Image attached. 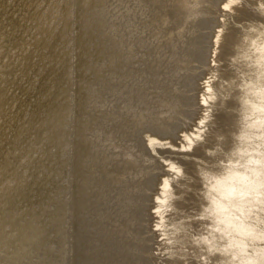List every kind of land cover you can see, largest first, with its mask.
Returning <instances> with one entry per match:
<instances>
[{
	"label": "rangeland",
	"instance_id": "obj_1",
	"mask_svg": "<svg viewBox=\"0 0 264 264\" xmlns=\"http://www.w3.org/2000/svg\"><path fill=\"white\" fill-rule=\"evenodd\" d=\"M6 1H7V3H6L4 8H8L10 10L8 12L14 14L15 15L14 17L17 18V20H19V19L23 20V18H25L27 16L21 7L18 9H16L14 7L15 5L8 7L7 4L10 1L9 0H6ZM202 1H204L205 5H208L211 7L209 14H205L203 16H197V17H195V14H191L189 16V18L192 19L194 22L192 21V22H189L190 24L189 23L186 24L185 30L182 31L184 33L181 36H179L180 40H179V37H173L172 38L173 34L171 36V39H169L168 37L167 38L163 37V36L160 37V35H159L162 32L169 30L168 26L173 27L179 20L185 19V14H182L176 21H173L170 24L163 23L162 21H164L165 19H161V20L157 21L156 20L157 15L163 11V9L161 7H163V5H164V0H78L79 6L83 5L84 3L92 4L91 9H93V10L91 11L90 8L88 9V10H90L89 14L91 16L94 14L92 17V20L90 19L91 17L89 14H87V15L83 14V15H85L87 17L89 15L90 18L88 17V19H87V17H83V15H81L82 18L79 19L80 16L78 15V17H77L76 13L73 12V14H71L72 16L67 17L69 24H66V25H69L70 27L72 26L71 28H74V26H77L78 29L75 27L77 29V31L79 29L83 30L82 34L80 31H78L76 34V38L78 37V34H79V36L82 35L84 37L83 38L81 36L83 38V40L81 39V37H78L80 39H78V38L76 39L75 33H73V32H72V35H70V33L68 34L67 30L69 27L65 26L66 22H64V25H63L66 29L64 27H62L61 24H63V23H61L60 25L57 24V27H56L57 29H55V32L52 35H48L49 37H47L44 41H42V40L37 39L39 37L38 35L33 36V34L28 35L27 33H25L26 31L28 33H31L32 27H30V29H29V27L25 28V30L26 29L27 30L24 32L23 28H20V30H19V28L16 26V22H17L16 20H14L13 21L14 23L12 24V23H8L6 21L1 22V18H0V29H2V30H0V32H2V33H0V42H1V44L3 43L2 44L3 46L0 44V62H1L0 63V68H1L0 69V72H1L0 75L3 74L2 76H0V82H1L0 83V89L2 90V91L0 90V93L1 92L4 93V94H2V93L0 94V99H1L0 100V113H1L0 114V117H1L0 118V122H1V125H0V135H1L0 136V142H2V143H0V193L2 195V196H0V201L2 203V204H0V215H1L0 216V218H1L0 219V249H1L0 250V262H2L1 264H8V263L9 264H16L18 262H19L18 264H183V262L180 259H169L168 258L170 255H172L173 249H170L169 246H167L166 241L162 240L161 236L164 235L167 238H172L174 229L184 227V225L180 224L179 221L182 218L186 217L187 215H190L191 210H194L197 208L199 202H198L196 194H195V187H199V185L198 184L192 185L193 191L190 192L188 190L189 179L187 177L181 178L179 172L176 170H172L168 163L171 164V162H172V164L173 163L176 164L178 162L179 164H182L185 166V167L183 166V168H184V170H186L187 175L195 176V168L200 163V161H198L197 159H207V157L205 156V151H204L205 148L213 147L216 144V142H217L216 138L220 133H224L225 136H228V134L232 131L234 118L231 115V107L234 106L233 102L231 100L228 101V103H227L228 108H222L221 104L219 102H214V101L210 100L209 97L214 96V95H220V94H229L232 91V85L230 83H226V82L229 80V78L232 75V73L230 71H227V67H228L227 60H228V57H230L233 54V45L238 42L240 35L245 31V29H247L251 26H256L257 28L264 27V25H261L259 23V21H264V6L258 5V0H239L241 2V5H242L241 6L242 9H240L241 10L240 12L247 10L246 12L240 13V15L238 13L239 11L234 12L231 10H224V9L222 10L221 4H222L223 0H207V1L202 0ZM60 2H61V7L59 8V11L61 13H64L66 10H69L68 0H60ZM153 2H155V4L157 5V6L154 5L155 8L153 7L154 10L157 8L156 9L157 11H154V10L152 11L153 8H151V10H150V8L149 9L144 8L145 10L143 9V6L145 4L153 3ZM36 5L37 4L35 3L34 6H36ZM147 6H151V4L146 5V7ZM159 6H161V7H159ZM12 8H13V10H15V9L16 10L13 11ZM159 8H161L160 9L161 11L159 10ZM0 10H1V8H0ZM98 10H99L100 14H99ZM42 12H44L46 16L48 15V13L46 11L42 10ZM91 12H92V14H91ZM174 12L179 14L177 9H175L173 7L172 14ZM44 13H42L41 15H44ZM97 13H98V15H97ZM148 13H149V16L146 17L144 20H141L142 15H145V14L148 15ZM210 15H212L211 16L212 18H215V21H216L215 25H218V28L223 30V35L225 32L224 36L229 38V42H227L228 41L227 40L226 44H224V46L222 47L221 53L219 54V58L217 61L211 62L210 61L211 55H210L207 63L200 64L201 66L204 67V69L198 63H197V65H199V66L196 65V67H195L197 69V71L200 70L201 77H199L198 88L193 87L195 90L196 89L197 90L196 91L194 90L193 92H196L197 98H200L202 100V102H200L198 100V105H196L194 103L196 106H198V107H195V109L198 108V109H196L195 117L193 116V118H191L190 120L186 119L185 123L183 124L184 128L182 126V128L180 129L181 131L179 133V137H177L178 139L171 140V138L174 137L172 135L171 131L168 132L167 137H165V138L160 137V135H161L160 133L165 131L164 127L166 128V125L169 124L170 121H166V125L164 122H162L161 124L152 125V126L150 124L148 125V122H146L147 117H149L148 118L149 121L150 120L152 121L153 120L152 118L155 117V115L162 117V115L164 116V114L166 112L165 110H162V111L158 110L159 112L158 111L154 112L155 105L157 102L154 103L155 97L154 98L151 97L152 100L149 97L153 93H157V95H159V94L161 95L163 93L167 94V93H171V92L175 93V94L171 93L173 95V97H175L176 89H177L176 88L177 81H176V78L174 75L175 73H172L173 71L170 72L169 69H170V67L171 68L173 67L175 69L177 68L176 70H179V71H176V74H177L176 77L181 78V75H182L181 73L183 71V68L185 67L184 65L186 63L185 61L187 58V56H185L187 54L182 53V51H183L182 49H184V47H187L190 43H194V40L192 37L193 35H191V33L189 31H188V33L190 36L186 35V34H188L186 32V29L192 28V26H193L192 23L195 24L200 20L202 21V19H204V17H209ZM94 16H96V18ZM191 16H192V18H191ZM251 16H252V18H251ZM82 19H84V21H87L86 23L88 25L90 24L89 27H87L88 25L86 23H85L86 25H84L82 23L83 24L82 27L79 26V25H81L80 21L84 22ZM171 19H173V17ZM90 21H92V22H90ZM203 21L205 22V20H203ZM76 22H78L79 24L77 23L78 25H76ZM14 24L17 28H13ZM95 25H96V28H95ZM1 26H2V28H1ZM85 26L87 27L86 29H85ZM176 27H177V25H176ZM59 28H60V30H59ZM12 29H16L17 31L20 32V34L17 35L18 39H16V41L13 40V42H9L6 39V35L4 36V34L9 33ZM7 30H9V32ZM214 30H215V28H214ZM63 31H64V33H63ZM86 31H87V33H86ZM56 32H58V33H56ZM144 32H146L147 34ZM150 33L152 35H150ZM57 34H59V35H57ZM69 35H70V37H69ZM72 36H74V37H72ZM156 36H157V38H155ZM188 37H190L189 40H188ZM40 38H43V37H40ZM69 38H70V40H72L71 42H70V40H68ZM73 38H74V40H73ZM176 38H178V39H176ZM184 38L185 39L187 38V39L185 40ZM58 39H60L61 42L64 43L66 46L69 44L70 48L68 46H67L68 48L65 46V47H63L65 49H62V51H65L66 53L61 51V47H58V49H56L55 55H53L51 58L48 57V55L44 56V54H42V55L39 54L40 51L37 49L39 47V46L37 47V45H38L37 43H40L43 45H48V48H49L50 45L57 44ZM64 39L66 40V42L64 41ZM167 39L170 41H168ZM172 39H175V40H172ZM24 40H26L28 42H26V41L24 42ZM90 40H92V42ZM191 40H193V42ZM94 41H96L95 44L93 43ZM147 41L149 42L148 44H150V45L147 44ZM152 41H154V42H152ZM167 41H168V43H167ZM7 42L9 44H6ZM89 42L93 43V44H90ZM128 42L130 43V45ZM143 42L144 43L146 42V44H144ZM155 42H156V44H155ZM14 43H15V46H14ZM29 43H30V45H29ZM79 44L82 46H79ZM125 44L126 45L128 44V46H126ZM177 44L178 45L180 44V45L178 46ZM186 44H188V45H186ZM27 45L30 46L31 48L30 47L26 48ZM83 45L84 46L86 45L87 47H83ZM95 45H96V47H94ZM175 45H176V49L174 48ZM5 46L8 47L7 50H6ZM78 46L80 49L79 51H81L82 53L78 51ZM180 46H182L181 47L182 49L179 48ZM88 47H90V48H88ZM125 47H126V49H125ZM59 48H60V50H59ZM121 48L123 49L122 51H121ZM145 48H146V50H145ZM102 49H104V50H102ZM57 50H58V52H57ZM67 50L70 51V52L69 51L68 52L70 53V55L72 57L69 55ZM170 50H171V52H170ZM8 51L9 52L11 51V53L13 51L14 55L11 53L8 54L7 53ZM76 51H78V54ZM159 51H162V52H159ZM1 52H3V53H1ZM83 52L85 55L87 54V56H85L83 54ZM90 52H92L91 57L89 56V55H91ZM131 52L133 54H131ZM63 53H65L66 55ZM159 53H160V55H159ZM172 53L175 55H173ZM177 53H179L178 54L179 56L177 55ZM15 54H17L18 56H15ZM26 54H28V55H26ZM67 54H68V56H67ZM81 54H83V56ZM151 55H153V56H151ZM55 56L57 57V59ZM146 56H147V58H146ZM184 56H185V58H183ZM69 57H70V59L67 60V58H69ZM82 57L83 58L86 57L85 60H83ZM130 57H132V59ZM169 57H174L175 59H173V58L171 59ZM29 58H31V59H29ZM63 58L66 59L67 61L64 60ZM180 58H182V59H180ZM6 59L8 61L9 60L10 61L6 62ZM72 59H74L73 61L75 62L76 65L72 64V63H74L73 61L71 62ZM75 59H76V61H75ZM27 60H29L30 62ZM101 60L103 62H101ZM121 60H123L124 62ZM131 60H132V62H130ZM23 61L24 62L27 61V62H25L24 66L19 65V68L21 67L20 68L21 71H22V69H24L25 70V71L23 70L24 73H23V71L21 72L17 66L19 62L22 63ZM56 61H57V64H56ZM85 61H87V63H85ZM133 61H134V63H133ZM177 61H181L184 65L182 64L181 65L182 67L181 66L174 67ZM122 62L124 63V65ZM156 62L158 64H156ZM168 62H169V64H168ZM7 63L12 68V69H10V67H9L8 71H6V69H5V67H7V65H8ZM4 64H7V65H4ZM71 64H72V66H70ZM89 64H90L91 68L94 67V69L92 68L94 71L88 66ZM100 64H101V67H100ZM118 64H120L121 67ZM29 65H31V66H29ZM46 65H47V67L50 66L52 69L50 70V67L47 68ZM57 65H58V67H57ZM59 65L61 67L64 66L63 69H61V67ZM79 66H80L81 70L77 69V68H79ZM132 66H134V67H132ZM156 66H158V67H156ZM65 67L70 68V69H68V72H67V69ZM84 67H86V70ZM99 67L101 68V70ZM151 67H152V69H151ZM178 67H180V68H178ZM120 68H121V70H120ZM123 68H124V70H123ZM167 68H168V71H165ZM2 69H4V71H2ZM149 69H150V71H149ZM153 69L154 70L157 69L156 73L158 76L154 74ZM158 69H160V70H158ZM16 70H18V71H16ZM44 70L46 72H44ZM48 70H50V71H48ZM138 70H140L141 72ZM37 71H38V73H37ZM55 71H57L58 73H56ZM90 71L91 72L93 71L92 74H94V75H91ZM52 72L54 73V75H51V76L49 75L50 77L48 75L46 76V74H50ZM62 72H64L63 74H67V75L63 76ZM88 72H90V73L88 74ZM162 72L163 73L167 72V73L163 74ZM26 73H28V74L26 75ZM75 73H76V75H75ZM118 73H119V75H118ZM217 73L220 74V77H222V79L215 80V82H214L213 77ZM16 74H18V75H16ZM34 74H35V76H34ZM142 74H144V75H142ZM179 74H180V76H179ZM61 75H62V77L65 78V79L63 78L64 81L59 79V78H62ZM72 75H73V77H72ZM81 75H82L83 80L80 77ZM89 75H91L90 78H89ZM101 75H102V77L99 78ZM112 75H113V78H112ZM168 75H170V76H168ZM3 76H4V78H3ZM83 76L86 78L84 79ZM134 76H137V77L134 78ZM51 77L53 80L49 79ZM54 77L56 78V80H54L55 79ZM24 78H25V80H24ZM37 78H39V79H37ZM57 78H58V81H60V82L57 81ZM76 78H78L79 80H77ZM146 78H147V80H146ZM167 78H168V81H166ZM172 78H174V80ZM48 79L51 80L52 82L50 83V81ZM108 79H113V80L108 81ZM160 79H161V81H160ZM14 80L16 81V83ZM65 80H68L69 82L68 81L66 82ZM156 80H158V81H156ZM20 81H22V83H20ZM97 81H98V83H97ZM100 81H101V83H100ZM136 81H137V83H136ZM207 81H209V83H215V84H212V86L210 87L211 89H213L212 91H207V89H209L208 87H205L207 85L206 84ZM41 82H42V84H41ZM43 82L45 84H47V82H48V84L45 85ZM62 82H63V85H61ZM81 82H83V83H81ZM84 82H85V84H84ZM112 82H114V83H112ZM139 82H140V84H139ZM141 82H142V84H141ZM149 82H151L153 85ZM156 82H159V83H156ZM168 82L171 84L169 85V87H166V88H168V89H166L165 88L166 85H164V84H166ZM53 83L55 85H53ZM68 83H70V87H69ZM74 83H76V84H74ZM144 83H146L145 87H143ZM154 83H156V84L154 85ZM23 84H24V86H22ZM73 84L75 86L72 87ZM98 84H100L101 86H99ZM103 84H106L105 85L106 87ZM124 84H125V86H124ZM3 85H5V86H3ZM148 85H150V86H148ZM29 86H30V88H28ZM62 86H64V87H62ZM65 86H66V88H65ZM102 86H103V88H101ZM135 86H136V88H135ZM154 86H157L156 89ZM24 87H25V90H24ZM37 87L39 89H37ZM45 87H47V89H45ZM85 87H87V88H85ZM94 87H95V89H94ZM159 87H160V89H159ZM52 88H54L53 90H56V88H57L58 91L54 92L52 90ZM76 88L79 90H77ZM145 88H147L148 92H147V90L145 91ZM174 88H175V90H174ZM29 89H31V90L29 91ZM33 89H36V90L34 91ZM48 89H50V90H48ZM61 89H64V91ZM81 89H83V90H81ZM97 89H99V90H97ZM114 89H116V90H114ZM22 90H24L25 93ZM26 90L28 92H30V94H32L33 92L34 93L32 95H30V94H28V92ZM40 90H42V91H40ZM101 90H104V91H101ZM137 90H138V92H140L141 90L142 91L140 93H137ZM154 90L157 92H155ZM164 90L166 92H164ZM71 91H74V92L71 93ZM77 91H79V93L82 94V96L79 95V93ZM97 91H100V92L97 93ZM114 91L118 92V93H115ZM46 92H49V93H46ZM60 92H64V93L66 92V94H68L69 97H72L73 100H72V98H69L68 95H64V93H61V98H60V96H59ZM90 92L91 93L93 92V94H91ZM21 93L23 95H21ZM37 93H38L39 97L36 95ZM56 93H58V94H56ZM143 93H146V94L148 93L149 95L147 94L146 96H143ZM17 94L19 97L17 96ZM54 94H56V95H54ZM73 94L76 97L72 96ZM9 95L10 96L14 95L15 98H13L14 96L10 97ZM40 95H42V96H40ZM49 95L51 96V98L49 97ZM77 95L79 96L80 100H77V99H79L77 97ZM84 96H85V98H83ZM86 96H87V98H86ZM94 96H95V98H94ZM109 96H111L110 99L108 98ZM125 96H126V99H125ZM112 97H113V99H112ZM16 98H17V100H15ZM20 98L23 100L21 101ZM31 98H33V101L31 100ZM48 98H49V100H48ZM97 98H99V99H97ZM147 98H148V100H147ZM45 99H46V101H45ZM111 99H112V101H111ZM138 99L140 101L142 100L141 103L139 102ZM37 100H39V101H37ZM136 100H138V102ZM6 101L8 103L9 102L10 103L8 104ZM66 101H67V103H66ZM74 101H75V105H74ZM81 101H84V102L82 103ZM71 102H73V104ZM76 102H77V104H76ZM2 103H4V104H2ZM22 103H25V104H22ZM26 103H29V104H26ZM44 103H46V104H44ZM47 103H49V104H47ZM78 103L81 105H79ZM65 104L67 106H64ZM144 104H145V106L147 105L146 108H144L145 107ZM194 104H193V106H195ZM1 105L4 107H2ZM20 105H23V107H21ZM62 105H63V107H62ZM7 107L9 110L7 109ZM17 107H18V109H16ZM36 107L38 109L40 108L41 111H38V109ZM70 107H72V108H70ZM35 108H36V110H35ZM42 108H44V109H42ZM78 108H79V110H78ZM4 109H5V111H4ZM7 110L11 113H9ZM19 110H20V113L18 112ZM33 110L35 113H37L36 114L37 116L34 115L35 113L33 112ZM60 110L63 112H61ZM121 110H124L126 112V114H124L125 113L124 111L121 112ZM65 111L67 112V114L64 115ZM145 111H147L146 114L144 113ZM79 112H80V114H79ZM116 112H118V113H116ZM128 112H129V114H127ZM141 112L143 114H141ZM206 112L208 113L207 116H205ZM21 113H22V115H21ZM58 113H60V114L63 113V114L60 115ZM153 113H155L154 116H153ZM55 114L56 115L58 114L57 116L59 118H57V116ZM68 114H69V116H67ZM71 114H72V116H71ZM166 114L169 116V114L167 112H166ZM7 115H9V116L7 117ZM150 115H152V116H150ZM33 116H35V117L33 118ZM141 116L142 117L144 116V117L142 118ZM15 117H18V118H15ZM30 117H32V118L29 119ZM50 117L52 120H50ZM136 117L141 118V119L138 120ZM64 118H66L65 121H63ZM125 118H126V120H124ZM18 119H20V120H18ZM48 119H49V121H47ZM60 119H62V120H60ZM67 119H70V120L67 121ZM84 119H86V120H84ZM127 119L128 120L130 119V120L128 121ZM133 119L135 120V122ZM33 120H36V122L35 121L33 122ZM58 120L61 122L59 123ZM26 121H28L29 124ZM52 121H54V122H52ZM201 121H204V123L202 124ZM21 122H24V123L21 124ZM49 122H50L51 126L48 124ZM143 122H146L147 124H145ZM17 123H18V125L16 126ZM52 123H54V124H52ZM62 123L64 124V127L62 126ZM72 123H74V124H72ZM81 123L82 124L84 123V124L82 125ZM140 123H141V125H139ZM36 124H38L39 126L38 125L36 126ZM43 125L46 127H44ZM103 125L107 126V127H104ZM20 126H22V127H20ZM25 126H27V127H25ZM65 126L67 128L66 130H65ZM5 127H6V129H4ZM23 127L25 128V130L23 129ZM109 127H110V129H109ZM123 127L126 128V130ZM158 127H160V128H158ZM13 128L15 131L17 130L18 132L13 131ZM47 128H48V131H46ZM106 128L109 130H106ZM153 128H155V129H153ZM50 129L53 131V133H55V135H53V133ZM72 129H74V130H72ZM26 131L28 133H25ZM58 131H60V132H58ZM111 131H113V132H111ZM119 131H120V133H119ZM158 131H160V132H158ZM62 132H64V133H62ZM153 132H155V134H153ZM29 133H30V135H29ZM114 133H116V134H114ZM121 133H122V135H120ZM26 134H28V135H26ZM151 134H153V135H151ZM102 135H104V136H102ZM109 135H111V136H109ZM116 135H117V137H115L116 139H113L114 136H116ZM27 136H28V138H27ZM197 136L204 137L205 142L199 144L200 146H197L196 148H194L191 153L184 151V149L187 147V143H188L187 140L188 141L192 140L195 142ZM5 137H7V138H5ZM30 138H32V139H30ZM52 138H53V140H52ZM118 138H119V140H118ZM11 139H12V141H11ZM27 139L31 140L32 142L27 140ZM61 139H62V141H60ZM143 139H145V140H143ZM17 140L19 141V143H17L18 142ZM26 141H28V142H26ZM123 141H125V142H123ZM20 142H22V143H20ZM59 142H60V144H59ZM141 142H144V143L142 144ZM54 143H56V145ZM111 143H112V145H111ZM184 143H186V145ZM23 144L26 146H24ZM113 144H114V146H113ZM14 145H16V146H14ZM34 145H35V147H34ZM53 145H55V146H53ZM201 145L203 147H201ZM32 146L34 148L41 147V149H37V150L35 149L34 150V148ZM64 146H65V148H64ZM25 147H27V149ZM44 147H46V148H44ZM13 149H15V150H13ZM16 149H18V150H16ZM81 149H82V152H81ZM145 149H148L149 151L145 150ZM22 150H23V152H22ZM144 150L146 153L144 152ZM2 151H4V153ZM14 151H16V153H14ZM76 151L79 153H77ZM75 152H76V154H75ZM31 153H33V154H31ZM37 153H39V154H37ZM40 153H41V156H40ZM110 153H111V157H110ZM121 153H122V155H121ZM29 154H31V155H29ZM34 154H35V156H34ZM26 155H28V156H26ZM133 155H134V157H133ZM17 156H18V158H17ZM37 156H39L42 159L39 158V160H38ZM50 156H51V158H50ZM121 156H123L124 158ZM105 157H106V159H105ZM118 157L123 159V160H120ZM114 158H116V161L114 160ZM2 159H4V162H2L3 161ZM12 159H14V160H12ZM23 159H24L25 163H24ZM46 159L48 162H46ZM102 159H104V161ZM108 159H109V161H108ZM1 162L3 164H1ZM122 162L123 163L129 162L128 164H130V167L129 166L126 167V170H128V171L125 170V167H123V166L121 167ZM42 163H43V165H42ZM145 163H146V165L147 164L148 165L149 164L154 165L155 169L158 170L160 176H158V182L156 183L157 185L155 184L156 185L155 187L152 185V189L149 190V196L144 198L145 206H141L137 202L140 198V194H139V191H137L136 189L139 190L141 187H144L145 183H147L146 180L149 176L145 175L146 177L144 179L143 176L137 175V174L135 175V173H137V169H138V168L136 169V167L138 165H140V166L142 165L141 167L144 168L143 164H145ZM44 164L47 166H45ZM11 165H12V167H11ZM24 166H25V168H24ZM110 166H113L114 169H112V167H110ZM23 168H24V170H27V171H24ZM107 168H109V169H107ZM103 170H105L106 172H104ZM120 170H122V171H120ZM17 171H19V172H17ZM132 171H134V172H132ZM117 172H118V174H117ZM119 172H121V173L119 174ZM155 172L158 173L157 171H155ZM15 174H20L22 179H21L20 175H15ZM106 174H108V175H106ZM76 175H77V177H76ZM9 176H11L10 177L11 180H10ZM8 178H9V180H8ZM75 178H76V180H75ZM19 179H20V182L18 183ZM53 180H55V182ZM110 180H111V182L109 183ZM167 180L172 185L171 190H173L175 195L183 197V200H177L176 201V208L183 210V213H179V214L173 213L174 215L171 214V215H169L170 217L167 215L168 216V218H167L165 213L162 214V212H160L159 216L164 215V223L161 224L160 219L157 216L158 214L154 213L153 209L163 210V209L169 207V206L166 207L165 205H162V206H160L162 208L161 209V208H158V206H157V204L159 203V200H161L163 198V196L166 195V187H163L161 190V187H162L161 185H162V183L166 184L165 181H167ZM117 181H119L118 184H116ZM143 181H145V182H143ZM76 182L78 183V185ZM134 182L136 185L134 184ZM152 182L153 181H150L149 186H151ZM112 183L115 185V188H114V185H112ZM139 185H141V186H139ZM109 186L110 187L112 186V187L110 188ZM123 186H124V188H123ZM112 188H113V190H111ZM134 188L137 192H135ZM127 190L131 191V192L128 193ZM3 191L6 193H3ZM7 192H8V194H7ZM3 194L5 197L7 196L6 198L8 200L3 197ZM15 195H16V197H15ZM34 195H35V197H34ZM122 195L124 196V198ZM131 195L133 196L132 199H130ZM13 196H14V198H13ZM20 196H22V198H20ZM136 197L138 198V200L136 199ZM126 198H127V200L128 199L129 200L127 201ZM17 200H18V202L16 203ZM19 200H20V202H19ZM10 201H12V202L10 203ZM14 201H15V204L13 203ZM121 201H123V202H121ZM123 203H125V204H123ZM8 204H14V207H13V205H8ZM137 204H139V207H137ZM167 204L170 205V202L166 203V205ZM125 205H126V207H125ZM122 206H124V207H122ZM5 207H6V209H5ZM91 207L93 208L94 211L92 210ZM54 208H55V210H53ZM78 208H79V210H76ZM114 208H115V213L109 214V213L114 212L112 210ZM125 208H126V210H125ZM136 212H137V216L135 215ZM130 213H132V214H130ZM139 215L140 216L141 215H146V216L149 215L151 218L149 216H147V218L145 220H142L144 225L137 222V225L141 224L140 226L142 228L139 226V227H135L136 229L133 230L134 227H131L133 218H135V217L138 218ZM151 215H153L154 217ZM155 215H156V217H155ZM70 216H72L71 219L69 218ZM129 217H130V219H129ZM165 217H166V219H165ZM14 218H16V219H14ZM127 218L131 222H128ZM156 218L158 220H156ZM124 221H126V224ZM117 222H118V224H117ZM120 222H121L122 227L119 226ZM94 224H95V226H94ZM138 228H140V230ZM20 232L24 233V234L22 235ZM40 233H42V234H40ZM144 234L146 236H144ZM12 235H14V236L12 237ZM33 235H34V237H33ZM41 235H42V237H41ZM135 235H139V238H140L139 240L145 242V244L143 245V246H145V248L141 254H139V252L136 250L139 249L140 247H142V246H140V244L142 242L140 243V241H138V240L133 241V238L135 239ZM94 236H96V237H94ZM35 237H37V238H35ZM144 237H145V239H144ZM32 238H33V240H32ZM17 241H19V242H17ZM138 242H139V244H138ZM5 243L7 246L5 245ZM28 245L30 246V248L28 247ZM2 246H3V248H1ZM24 247H26V248H24ZM23 248H24V250H23ZM26 250H27V252H26ZM175 254L177 256H179V255H183L184 253H183L182 249H179V250H175ZM10 256H13V257H10ZM18 258H19V261H18ZM25 258H27V259H25ZM4 260H5V262L3 263Z\"/></svg>",
	"mask_w": 264,
	"mask_h": 264
},
{
	"label": "clouds",
	"instance_id": "obj_2",
	"mask_svg": "<svg viewBox=\"0 0 264 264\" xmlns=\"http://www.w3.org/2000/svg\"><path fill=\"white\" fill-rule=\"evenodd\" d=\"M258 5L264 6V0ZM227 65L232 75L226 83L232 91L209 99L222 108L233 102L232 131L228 136L220 133L216 144L205 148L207 159H197L195 176L178 166L180 177L189 179L190 192L192 185H199L195 187L199 203L179 221L184 227L174 229L172 238L161 236L173 249L168 258L183 264H264V27L245 29ZM218 79L219 73L213 77ZM204 142L197 136L184 151L191 153ZM177 200L183 197L173 194L170 207L153 212L183 213L176 208ZM158 218L163 224L164 216ZM179 249L184 254L177 256Z\"/></svg>",
	"mask_w": 264,
	"mask_h": 264
},
{
	"label": "bare ground",
	"instance_id": "obj_3",
	"mask_svg": "<svg viewBox=\"0 0 264 264\" xmlns=\"http://www.w3.org/2000/svg\"><path fill=\"white\" fill-rule=\"evenodd\" d=\"M10 2L7 4L8 5V7H11V6H13V5H15L14 7L16 8V9H18V8H22L23 9V11H24V13L27 15L25 18H23V20L22 19H19V20H17V18H15L14 16V14H12V13H9L8 11H10L8 8H4L5 7V5H6V3H7V1L6 0H0V8H1V10H0V18H1V22H3V21H6V22H8V23H14L13 21L14 20H16L17 22H16V26L19 28V30H20V28H23L24 29V32L27 30H25V28H27V27H29V29H30V27H32V32L31 33H28L27 31L25 32V33H27L28 35H32L33 34V36L35 35H38L39 37L37 38L38 40H42V41H44L47 37H49L48 35H52L54 32H55V29H57L56 27H57V24H61V23H63V24H61L62 25V27H64L63 25H64V22H66L65 23V26H67V27H69L68 28V34L70 33V35H72V32L73 33H75V38H76V34H77V32L78 31H80L81 32V34H82V32H83V30H78L77 31V26H74V28H71L69 25H66V24H69V21H68V19H67V17H69V16H72L71 14H73V12L74 13H76V15H77V17H78V15L80 16L79 17V19L80 18H82L81 17V15H83V14H89V12H90V10L92 11L93 9H91V5L92 4H88V3H84L83 5H81V6H79V2H78V0H68V4H69V10H66L64 13H61L60 11H59V8L61 7V2H60V0H9ZM207 1V0H206ZM35 3L37 4L36 6H34L35 5ZM25 4V5H24ZM149 4H151V6H147L146 7V5H149ZM160 4V3H159ZM158 4V5H159ZM154 5H156L155 4V2H153V3H148V4H145L144 6H143V9L145 8H150V10H151V8H153L154 7ZM157 6V5H156ZM241 2L239 1V0H223L222 1V4H221V9L223 10H231V11H234V12H236V11H239L238 13H239V15H240V13H243V12H246V11H243V12H240L241 10L240 9H242L241 8ZM94 7V6H93ZM159 7H161V6H159ZM173 7L175 8V9H177V11L179 12V14L178 13H173L172 14V9H173ZM90 8V10H88ZM155 8V7H154ZM154 8L152 9V11L154 10ZM162 9H163V11L160 13V14H158L157 15V17H156V20L158 21V20H161V19H165L164 21H162L163 23H166V24H170L171 22H173V21H176L182 14H185V19H181V20H179L173 27H169L168 26V28H169V30H166V31H164V32H162L161 34H159L160 35V37H168L169 39H171V36H172V34H173V36H172V38L173 37H179V36H181L184 32H182V31H184L185 30V26H186V24H188L189 22H192L193 20L192 19H190L189 18V16L191 15V14H195V17H197V16H203V15H205V14H209V12H210V9H211V7L210 6H208V5H205V3H204V1H202V0H164V5H163V7H161ZM161 8H159V10L161 9ZM244 8V7H243ZM15 9V10H16ZM144 9V10H145ZM157 9V8H156ZM154 10V11H157V10ZM245 9V8H244ZM12 10H13V8H12ZM15 10H13V11H15ZM42 10H44V11H46L47 13H48V15L46 16L45 15V13L44 12H42ZM161 11V10H160ZM88 12V13H87ZM98 12H99V10H98ZM42 13H44V15H41ZM91 14H92V12H91ZM96 14V13H95ZM99 14H100V12H99ZM247 14V13H246ZM90 15V14H89ZM89 15H88V17H89ZM94 15V14H93ZM93 15L91 16L90 15V19L92 20V17H93ZM97 15H98V13H97ZM149 16V13H148V15L147 14H145V15H142V17H141V20H144L146 17H148ZM173 17V19H171L172 17ZM212 15H210L209 17H204V19H202V21L200 22V21H198L197 23H195V24H193L192 23V28H190V29H186V32L188 33V31L191 33V35H193L192 37H193V40H194V43H190L189 45L188 44H186V45H188L187 47H184V49H182L181 47L182 46H180L179 48H181L183 51H182V53H184V54H187V55H185V56H187V58H186V63H185V65L181 62V61H177L176 62V64H175V66L174 67H176V66H181L182 64L185 66L184 68H183V71H182V75H181V78L180 77H176L177 76V74H176V71H179V70H176L175 68H171L170 67V69H169V71L170 72H172V73H175L174 75H175V78H176V81H177V85H176V95H175V97H173V95L171 94V93H173V92H171V93H163V94H159V95H157V93H153L152 95H150V99H151V97L152 98H154V103L155 102H157L156 103V105H155V110H154V112L155 111H158V110H165L168 114H169V116L166 114V112H165V114H164V116L162 115V117L161 116H157V115H155V113H153V116L155 115V117H153L152 119V121L150 120L149 121V117H147V119H146V122H148V125L150 124L151 126L152 125H157V124H161L162 122H164L165 123V125H166V121H170L169 122V124H167L166 125V128L164 127V130L165 131H163V132H161L160 134V137H163V138H165V137H167V135H168V132H170L171 131V133H172V135L174 136V137H172L171 138V140H175V139H178L177 137H179V133H180V129L182 128V126H183V124L185 123V121H186V119H191V118H193V116L195 117V113H196V109H198V108H196L195 109V107H198V106H196V105H198V100L200 101V102H202V100L200 99V98H197V96H196V92H193L195 89L193 88V87H195V88H198V83H199V77H201V73H200V70L199 71H197V69L195 68L196 67V65H197V63L200 65V64H204V63H207L208 62V58L210 57V55H211V58H210V61L211 62H215V61H217L218 60V58H219V54L221 53V50H222V47L224 46V44H226V41L227 42H229V38L228 37H225L224 35H225V32H224V35H223V30L222 29H219L218 28V25H215V18H212L211 17ZM237 16V15H236ZM247 16V15H246ZM83 17H87V16H85V15H83ZM88 17H87V19H88ZM95 18H96V16H94ZM171 17V18H170ZM214 17V16H213ZM71 18V17H70ZM191 18H192V16H191ZM251 18H252V16H251ZM67 19V20H66ZM246 19V18H245ZM66 20V21H65ZM76 20V19H75ZM83 21H84V19H82ZM203 20H205V22L203 21ZM89 21V20H88ZM68 22V23H67ZM75 22V21H74ZM81 22V25H79V26H81L82 27V25L84 24V25H86L87 23V21H84V22H82V21H80ZM90 22H92V21H90ZM194 22V21H193ZM78 22H76V25H78L77 24ZM83 23V24H82ZM86 23V24H85ZM89 23V22H88ZM71 24V23H70ZM190 24V23H189ZM214 24V25H213ZM218 24V23H217ZM33 25V26H32ZM58 25V26H59ZM88 25V24H87ZM90 25V24H89ZM89 25L87 26V27H89ZM93 25V24H92ZM176 25H177V27H176ZM10 26V25H9ZM15 26V24H14V26H13V28H17ZM78 26V27H79ZM213 26V27H212ZM5 27V26H4ZM84 27V26H83ZM86 26H85V29L87 28ZM176 27V28H175ZM191 27V26H190ZM212 27V28H211ZM1 28H2V26H1ZM65 28V27H64ZM80 28V27H79ZM95 28H96V25H95ZM173 28V29H172ZM178 28V29H177ZM214 28H215V30H214ZM22 29V30H23ZM66 29V28H65ZM84 29V30H85ZM0 30H2V29H0ZM5 30V29H4ZM59 30H60V28H59ZM70 30V31H69ZM146 30V29H145ZM8 32H9V30H7ZM66 31V32H67ZM216 31V32H215ZM23 32V33H24ZM62 32V31H61ZM65 32V33H66ZM85 32V31H84ZM155 32V31H154ZM0 33H2V32H0ZM56 33H58V32H56ZM55 33V34H56ZM63 33H64V31H63ZM86 33H87V31H86ZM144 33H146V32H144ZM156 33V32H155ZM18 34H20V32L19 31H17L16 29H12L9 33H7V34H4V36L6 35V39L9 41V42H13V40L14 41H16V39H18V37H17V35ZM54 34V35H55ZM147 34V33H146ZM25 35V34H24ZM57 35H59V34H57ZM70 35H69V37H70ZM150 35H152L151 33H150ZM186 35H189V33L188 34H186ZM26 36V35H25ZM66 36V35H65ZM82 36V35H81ZM81 36H79V34H78V37H81ZM190 36V35H189ZM220 37V39H217V37ZM22 37V36H21ZM40 37H43V38H40ZM72 37H74V36H72ZM77 37V38H78ZM83 37V36H82ZM81 37V39L83 40V38ZM148 37V36H147ZM2 38V37H1ZM4 38V37H3ZM66 38V37H65ZM76 38V39H77ZM151 38V37H150ZM155 38H157V36L155 37ZM5 39V38H4ZM24 39V38H23ZM27 39V38H26ZM78 39H80V38H78ZM146 39V38H145ZM176 39H178V38H176ZM182 39V38H181ZM185 39V38H184ZM187 39V38H186ZM185 39V40H186ZM190 39V37H188V40ZM20 40V39H19ZM18 40V41H19ZM29 40V39H28ZM68 40H70V38L68 39ZM73 40H74V38H73ZM103 40V39H102ZM135 40V39H134ZM163 40V39H162ZM168 40V39H167ZM172 40H175V39H172ZM179 40H180V37H179ZM193 40H191L192 42H193ZM22 41V40H21ZM26 40H24V42H25ZM64 41L66 42V40L64 39ZM72 40H70V42H71ZM91 42H92V40H90ZM129 41V40H128ZM168 41H170V40H168ZM168 41H167V43H168ZM23 42V41H22ZM26 42H28V41H26ZM95 42L96 41H94L93 43L95 44ZM124 42V41H123ZM130 42V41H129ZM128 42V43H129ZM151 42V41H150ZM152 42H154V41H152ZM163 42V41H162ZM166 42V41H165ZM173 42V41H172ZM186 42V41H185ZM16 43V42H15ZM15 43H14V46H15ZM37 43V42H36ZM73 43V42H72ZM90 43V42H89ZM93 43H90V44H93ZM120 43V42H119ZM125 43V42H124ZM144 43V42H143ZM149 42L147 41V44H148ZM158 43V42H157ZM171 43V42H170ZM178 43V42H177ZM183 43V42H182ZM181 43V44H182ZM0 44H1V42H0ZM3 44V43H2ZM1 44V45H2ZM6 44H9L8 42L6 43ZM18 44V43H17ZM21 44V43H20ZM26 44V43H25ZM38 45H37V49L40 51L39 52V54H44V56H47L48 55V57H52L53 55H55V52H56V49H58V47H61V51H62V49H65V48H63V47H65L66 45L64 44V43H62L61 42V40L60 39H58V41H57V44H55V45H50L49 46V48H48V45H43V44H40V43H37ZM144 44H146V42L144 43ZM155 44H156V42H155ZM165 44V43H164ZM228 44V43H227ZM29 45H30V43H29ZM119 45V44H118ZM126 45V44H125ZM124 45V46H125ZM129 45H130V43H129ZM142 45V44H141ZM148 45H150V44H148ZM166 45V44H165ZM178 45V44H177ZM180 45V44H179ZM178 45V46H179ZM185 45V46H186ZM3 46V45H2ZM22 46V45H21ZM68 47H69V44L67 45ZM66 46V47H67ZM74 46V45H73ZM79 46H82V45H80L79 44ZM79 46H78V51L80 50L79 49ZM122 46V45H121ZM123 46V47H124ZM126 46H128V44L126 45ZM132 46V45H131ZM147 46V45H146ZM160 46V45H159ZM164 46V45H163ZM171 46V45H170ZM169 46V47H170ZM226 46V45H225ZM6 47V46H5ZM28 47H30V46H26V48H28ZM67 47V48H68ZM83 47H87L86 45L84 46L83 45ZM94 47H96V45L94 46ZM161 47V46H160ZM168 47V46H167ZM172 47V46H171ZM7 48L8 47H6V50H7ZM25 48V47H24ZM31 48V47H30ZM66 48V49H67ZM70 48V47H69ZM82 48V47H81ZM88 48H90V47H88ZM110 48V47H109ZM116 48V47H115ZM114 48V49H115ZM129 48V47H128ZM143 48V47H142ZM148 48V47H147ZM159 48V47H158ZM175 49H176V45H175V47H174ZM10 49V48H9ZM23 49V48H22ZM94 49V48H93ZM105 49V48H104ZM104 49H102V50H104ZM111 49V48H110ZM118 49V48H117ZM125 49H126V47H125ZM144 49V48H143ZM152 49V48H151ZM171 49V48H170ZM173 49V48H172ZM2 50V49H1ZM5 50V51H6ZM11 50V49H10ZM59 50H60V48H59ZM76 50V49H75ZM123 49L121 48V51H122ZM130 50V49H129ZM145 50H146V48H145ZM161 50V49H160ZM178 50V49H177ZM225 50V49H224ZM4 51V52H5ZM15 51V50H14ZM21 51V50H20ZM19 51V52H20ZM23 51V50H22ZM25 51V50H24ZM28 51V50H27ZM69 50H67V52H68ZM72 51V50H71ZM78 51H76L77 52V54H78ZM92 51V50H91ZM163 51V50H162ZM162 51H159V52H162ZM165 51V50H164ZM181 51V50H180ZM57 52H58V50H57ZM62 52H65V51H62ZM70 52V51H69ZM68 52V53H69ZM74 52V51H73ZM72 52V53H73ZM79 52H81V51H79ZM124 52V51H123ZM128 52V51H127ZM130 52V51H129ZM137 52V51H136ZM139 52V51H138ZM143 52V51H142ZM141 52V53H142ZM170 52H171V50H170ZM1 53H3V52H1ZM8 54L9 53H11V51L9 52H7ZM60 53V52H59ZM66 53V52H65ZM65 53H63V54H65ZM82 53V52H81ZM86 53V52H85ZM91 53V55H89L90 57L92 56V52H90ZM140 53V54H141ZM147 53V52H146ZM153 53V52H152ZM175 53V52H174ZM181 53V52H180ZM11 54H13V51H12V53ZM58 54V53H57ZM62 54V53H61ZM83 54H84V52H83ZM83 54H81L82 56H83ZM128 54V53H127ZM131 54H133L132 52H131ZM144 54V53H143ZM149 54V53H148ZM173 54V53H172ZM176 54V53H175ZM175 54H173V55H175ZM179 53H177V55H178ZM14 55V54H13ZM20 55V54H19ZM26 55H28V54H26ZM66 55V54H65ZM69 55H70V53H69ZM85 55V54H84ZM102 55V54H101ZM135 55V54H134ZM147 55V54H146ZM157 55V54H156ZM159 55H160V53H159ZM163 55V54H162ZM15 56H18L17 54H15ZM31 56V55H30ZM40 56V55H39ZM43 56V57H44ZM63 56V55H62ZM67 56H68V54H67ZM66 56V57H67ZM71 56V55H70ZM85 56H87V54L85 55ZM129 56V55H128ZM144 56V55H143ZM151 56H153V55H151ZM164 56V55H163ZM179 56V55H178ZM181 56V55H180ZM185 56L183 57V58H185ZM6 57V56H5ZM4 57V58H5ZM42 57V58H43ZM56 57V56H55ZM65 57V56H64ZM72 57V56H71ZM175 57V56H174ZM174 57H169V58H173V59H175ZM40 58V57H39ZM41 58V59H42ZM45 58V57H44ZM60 58V57H59ZM75 58V57H74ZM83 58V57H82ZM81 58V59H82ZM85 58L86 57H84L83 58V60H85ZM105 58V57H104ZM117 58V57H116ZM131 59H132V57H130ZM146 58H147V56H146ZM10 59V58H9ZM18 59V58H17ZM29 59H31V58H29ZM56 59H57V57H56ZM64 59V58H63ZM68 59H70V57L69 58H67V60ZM77 59V58H76ZM76 59H75V61H76ZM88 59V58H87ZM128 59V58H127ZM164 59V58H163ZM177 59V58H176ZM180 59H182V58H180ZM179 59V60H180ZM2 60V59H1ZM4 60V59H3ZM64 60H66V59H64ZM66 60V61H67ZM74 59H72L71 60V62L73 61ZM78 60V59H77ZM91 60V59H90ZM100 60V59H99ZM103 60V59H102ZM101 60V62H103ZM142 60V59H141ZM157 60V59H156ZM5 61V60H4ZM10 61V60H9ZM7 59H6V62H9ZM20 61V60H19ZM27 61H29V60H27ZM27 61H25V62H27ZM61 61V60H60ZM59 61V62H60ZM121 61H123V60H121ZM120 61V62H121ZM172 61V60H171ZM175 61V60H174ZM184 61V60H183ZM13 62V61H12ZM17 62V61H16ZM15 62V63H16ZM25 62L23 61L22 63H18V68H19V65H21V66H24L25 65ZM30 62V61H29ZM74 62V61H73ZM90 62V61H89ZM124 62V61H123ZM122 62V63H123ZM130 62H132V60L130 61ZM1 63V62H0ZM3 63V62H2ZM62 63V62H61ZM70 63V62H69ZM80 63V62H79ZM83 63V62H82ZM85 63H87V61H85ZM129 63V62H128ZM133 63H134V61H133ZM138 63V62H137ZM8 64V63H7ZM7 64H4V65H7ZM56 64H57V61H56ZM73 65L75 64V62L74 63H72ZM72 64L70 65V66H72ZM91 64V63H90ZM90 64L88 65L89 67H90ZM104 64V63H103ZM115 64V63H114ZM156 64H158L157 62H156ZM168 64H169V62H168ZM32 65V64H31ZM31 65H29V66H31ZM67 65V64H66ZM76 65V64H75ZM93 65V64H92ZM119 66H120V64H118ZM123 65H124V63H123ZM133 65V64H132ZM199 65H197V66H199ZM56 66V65H55ZM60 66V65H59ZM69 66V65H68ZM85 66V65H84ZM117 66V65H116ZM135 66V65H134ZM134 66H132V67H134ZM201 66V65H200ZM3 67V66H2ZM9 67H10V65L8 64L7 65V67H5V69H6V71H8V69H9ZM45 67V66H44ZM46 67H47V65H46ZM50 67V66H49ZM49 67H47V68H49ZM57 67H58V65H57ZM61 67V66H60ZM59 67V68H60ZM63 67L64 66H62L61 67V69H63ZM76 67V66H75ZM100 67H101V64H100ZM99 67V68H100ZM103 67V66H102ZM121 67V66H120ZM156 67H158V66H156ZM162 67V66H161ZM160 67V68H161ZM164 67V66H163ZM182 67V66H181ZM203 69H204V67L203 66H201ZM21 68V67H20ZM19 68V69H20ZM30 68V67H29ZM28 68V69H29ZM55 68V67H54ZM66 68V67H65ZM85 68V70H86V67H84ZM88 68V67H87ZM91 68V67H90ZM93 69H94V67H92ZM91 68V69H92ZM115 68V67H114ZM127 68V67H126ZM147 68V67H146ZM178 68H180V67H178ZM1 69V68H0ZM10 69H12L11 67H10ZM27 69V68H26ZM52 68L50 67V70H51ZM67 69V72H68V69H70V68H66ZM72 69V68H71ZM77 69H80V66H79V68H77ZM92 69V70H93ZM104 69V68H103ZM102 69V70H103ZM129 69V68H128ZM151 69H152V67H151ZM202 69V70H203ZM24 69H22V71H23ZM50 70H48V71H50ZM54 70V69H53ZM65 70V69H64ZM81 70V69H80ZM89 70V69H88ZM99 70V69H98ZM100 70H101V68H100ZM120 70H121V68H120ZM123 70H124V68H123ZM154 70V69H153ZM158 70H160V69H158ZM2 71H4V69H2ZM11 71V70H10ZM14 71V70H13ZM16 71H18V70H16ZM20 71H21V69H20ZM21 71V72H22ZM25 71V70H24ZM24 71H23V73H24ZM28 71V70H27ZM58 71V70H57ZM57 71H55L56 73H58ZM66 71V70H65ZM94 71V70H93ZM92 71V72H93ZM138 71H140V70H138ZM149 71H150V69H149ZM165 71H168V68L165 70ZM41 72V71H40ZM44 72H46L45 70H44ZM72 72V71H71ZM76 72V71H75ZM91 72V71H90ZM90 72H88V74L90 73ZM92 72H91V75H94V74H92ZM115 72V71H114ZM121 72V71H120ZM119 72V73H120ZM141 72V71H140ZM154 72V74L155 75H157V69L156 70H154L153 71ZM164 72V71H163ZM162 72V73H163ZM1 73V72H0ZM4 73V72H3ZM33 73V72H32ZM37 73H38V71H37ZM43 73V72H42ZM53 73V72H52ZM52 73H50V74H46V76L48 75H54V73L52 74ZM61 73V72H60ZM64 72H62V75L63 76H66L67 74H63ZM66 73V72H65ZM74 73V72H73ZM77 73V72H76ZM76 73H75V75H76ZM80 73V72H79ZM78 73V74H79ZM84 73V72H83ZM102 73V72H101ZM105 73V72H104ZM113 73V72H112ZM117 73V72H116ZM119 73H118V75H119ZM161 73V74H162ZM167 73V72H166ZM166 73H163V74H166ZM6 74V73H5ZM11 74V73H10ZM21 74V73H20ZM19 74V75H20ZM28 73H26V75H27ZM77 74V75H78ZM87 74V73H86ZM141 74V73H140ZM145 74V73H144ZM144 74H142V75H144ZM170 74V73H169ZM3 75V74H2ZM2 75H0V76H2ZM12 75V74H11ZM16 75H18V74H16ZM15 75V76H16ZM24 75V74H23ZM25 75V76H26ZM45 75V74H44ZM43 75V76H44ZM57 75V74H56ZM55 75V76H56ZM62 75H61V77H62ZM91 75H89V78H90V76ZM96 75V74H95ZM99 75V74H98ZM121 75V74H120ZM160 75V74H159ZM14 76V77H15ZM33 76V75H32ZM34 76H35V74H34ZM49 76V77H50ZM59 76V75H58ZM85 76V75H84ZM83 76V77H84ZM115 76V75H114ZM117 76V75H116ZM139 76V75H138ZM158 76V75H157ZM164 76V75H163ZM168 76H170V75H168ZM179 76H180V74H179ZM12 77V76H11ZM72 77H73V75H72ZM81 78H82V75L80 76ZM102 77V75L99 77V78H101ZM108 77V76H107ZM120 77V76H119ZM124 77V76H123ZM135 77H137V76H134V78ZM167 77V76H166ZM3 78H4V76H3ZM29 78V77H28ZM55 78V77H54ZM63 78L64 77H62V78H59V79H61L62 81H64L63 80ZM70 78V77H69ZM86 77H84V79H85ZM93 78V77H92ZM91 78V79H92ZM109 78V77H108ZM112 78H113V75H112ZM180 78V79H179ZM37 79H39V78H37ZM49 79H52V77L51 78H49ZM48 79V80H49ZM65 79V78H64ZM77 80H79L78 78H76ZM117 79V78H116ZM120 79V78H119ZM138 79V78H137ZM157 79V78H156ZM163 79V78H162ZM173 80H174V78H172ZM21 80V79H20ZM24 80H25V78H24ZM44 80V79H43ZM42 80V81H43ZM47 80V81H48ZM53 80V79H52ZM54 80H56V78L54 79ZM72 80V79H71ZM82 80H83V78H82ZM88 80V79H87ZM111 81V80H113V79H108V81ZM125 80V79H124ZM132 80V79H131ZM136 80V79H135ZM146 80H147V78H146ZM15 81V80H14ZM23 81V80H22ZM22 81H20V83H22ZM45 81V80H44ZM50 81V83L52 82L51 80H49ZM57 81H58V78H57ZM66 82L68 81V80H65ZM107 81V80H106ZM107 81V82H108ZM120 81V80H119ZM142 81V80H141ZM156 81H158V80H156ZM160 81H161V79H160ZM166 81H168V78H167V80ZM12 82V81H11ZM46 82V81H45ZM58 82H60V81H58ZM69 82V81H68ZM75 82V81H74ZM77 82V81H76ZM87 82V81H86ZM125 82V81H124ZM131 82V81H130ZM171 82V81H170ZM173 82V81H172ZM215 82V81H214ZM1 83V82H0ZM15 83H16V81H15ZM19 83V82H18ZM44 83V82H43ZM73 83V82H72ZM80 83V82H79ZM81 83H83V82H81ZM94 83V82H93ZM97 83H98V81H97ZM100 83H101V81H100ZM112 83H114V82H112ZM136 83H137V81H136ZM149 83H151V82H149ZM156 83H159V82H156ZM156 83H154V85L156 84ZM209 81H207L206 82V86L205 87H208V88H210L211 86H212V84H215V83H209ZM3 84V83H2ZM9 84V83H8ZM41 84H42V82H41ZM45 84V83H44ZM47 84H48V82H47ZM47 84H45V85H47ZM74 84H76V83H74ZM72 85V87L73 86H75V85ZM84 84H85V82H84ZM83 84V85H84ZM89 84V83H88ZM122 84V83H121ZM126 84V83H125ZM125 84H124V86H125ZM139 84H140V82H139ZM141 84H142V82H141ZM145 84L146 83H144V86L143 87H145ZM152 84V83H151ZM171 83H166V84H164V85H166L165 86V88L166 87H169V85H170ZM7 85V84H6ZM16 85V84H15ZM53 85H55L54 83H53ZM58 85V84H57ZM60 85V84H59ZM61 85H63V82L61 83ZM68 85H69V87H70V83H68ZM99 86H101L100 84H98ZM97 85V86H98ZM104 86L106 85V84H103ZM135 85V84H134ZM153 85V84H152ZM3 86H5V85H3ZM14 86V85H13ZM22 86H24V84L22 85ZM51 86V85H50ZM49 86V87H50ZM98 86V87H99ZM114 86V85H113ZM138 86V85H137ZM148 86H150V85H148ZM2 87V86H1ZM9 87V86H8ZM15 87V86H14ZM48 87V86H47ZM47 87H45V89H47ZM54 87V86H53ZM57 87V86H56ZM62 87H64V86H62ZM106 87V86H105ZM112 87V86H111ZM118 87V86H117ZM139 87V86H138ZM141 87V86H140ZM155 87V89H156V87L157 86H154ZM164 87V86H163ZM28 88H30V86L28 87ZM35 88V87H34ZM58 88V87H57ZM56 88V90H53L54 88H52V90L55 92H57L58 91V89ZM61 88V87H60ZM65 88H66V86H65ZM79 88V87H78ZM85 88H87V87H85ZM100 88V87H99ZM101 88H103V86L101 87ZM135 88H136V86H135ZM142 88V87H141ZM172 88V87H171ZM193 88V89H192ZM32 89V88H31ZM31 89H29V91L31 90ZM37 89H39L38 87H37ZM73 89V88H72ZM75 89V88H74ZM77 89V88H76ZM94 89H95V87H94ZM120 89V88H119ZM150 89V88H149ZM158 89V88H157ZM159 89H160V87H159ZM166 89H168V88H166ZM165 89V90H166ZM1 90V89H0ZM24 90H25V87H24ZM24 90H22V91H24ZM34 91L36 90V89H33ZM32 90V91H33ZM48 90H50V89H48ZM61 90H63L64 91V89H61ZM71 90V89H70ZM77 90H79V89H77ZM81 90H83V89H81ZM97 90H99V89H97ZM114 90H116V89H114ZM147 90V88H145V91ZM152 90V89H151ZM164 90V92H166ZM172 90V89H171ZM174 90H175V88H174ZM197 90V89H196ZM195 90V91H196ZM2 91V90H1ZM27 91V90H26ZM40 91H42V90H40ZM60 91V90H59ZM75 91V90H74ZM74 91H71V93L72 92H74ZM88 91V90H87ZM86 91V92H87ZM101 91H104V90H101ZM142 91V90H141ZM140 91V92H141ZM150 91V90H149ZM155 91V90H154ZM173 91V90H172ZM28 92V91H27ZM38 92V91H37ZM45 92V91H44ZM78 93H79V91H77ZM76 92V93H77ZM98 92H100V91H97V93ZM115 92V91H114ZM131 92V91H130ZM140 92H138V90H137V93H140ZM147 92H148V90H147ZM155 92H157V91H155ZM2 94H4L3 92H1ZM0 93V94H1ZM24 93H25V91H24ZM34 93V92H33ZM32 93V94H33ZM43 93V92H42ZM46 93H49V92H46ZM61 93H64V92H60V98H61ZM68 93V92H67ZM88 93V92H87ZM91 93V92H90ZM115 93H118V92H115ZM136 93V92H135ZM162 93V92H161ZM7 94V93H6ZM14 94V93H13ZM28 94H30V92H28ZM32 94H30V95H32ZM56 94H58V93H56ZM56 94H54V95H56ZM70 94V93H69ZM91 94H93V92L91 93ZM112 94V93H111ZM114 94V93H113ZM148 94V93H147ZM146 93H143V96H146L147 95ZM166 94V95H165ZM173 94H175V93H173ZM8 95V94H7ZM6 95V96H7ZM21 95H23L22 93H21ZM26 95V94H25ZM35 95V94H34ZM38 97H39V95H38V93L36 94ZM43 95V94H42ZM42 95H40V96H42ZM46 95V94H45ZM48 95V94H47ZM64 95H68V94H66V92L64 93ZM79 95H81L82 96V94H80L79 93ZM84 95V94H83ZM139 95V94H138ZM149 95V94H148ZM157 95V96H156ZM10 96V95H9ZM11 96H14V95H11ZM10 96V97H11ZM17 96H18V94H17ZM27 96V95H26ZM71 96V95H70ZM72 96H74V94L72 95ZM124 96V95H123ZM128 96V95H127ZM2 97V96H1ZM5 97V96H4ZM8 97V96H7ZM19 97V96H18ZM24 97V96H23ZM28 97V96H27ZM37 97V98H38ZM49 97L51 98V96L49 95ZM68 97H69V95H68ZM74 97H76V96H74ZM77 97L79 98V96L77 95ZM110 97L111 96H109L108 98L110 99ZM133 97V96H132ZM137 97V96H136ZM140 97V96H139ZM13 98H15V96L13 97ZM26 98V97H25ZM30 98V97H29ZM47 98V97H46ZM55 98V97H54ZM53 98V99H54ZM67 98V97H66ZM65 98V99H66ZM69 98H72V97H69ZM83 98H85V96L83 97ZM82 98V99H83ZM86 98H87V96H86ZM94 98H95V96H94ZM115 98V97H114ZM128 98V97H127ZM3 99V98H2ZM39 99V98H38ZM43 99V98H42ZM41 99V100H42ZM56 99V98H55ZM64 99V98H63ZM75 99V98H74ZM81 99V100H82ZM90 99V98H89ZM97 99H99V98H97ZM112 99H113V97H112ZM112 99H111V101H112ZM125 99H126V96H125ZM134 99V98H133ZM149 99V100H150ZM1 100V99H0ZM5 100V99H4ZM9 100V99H8ZM7 100V101H8ZM15 100H17V98L15 99ZM20 100L22 101L23 99H21L20 98ZM31 100L33 101V98H31ZM48 100H49V98H48ZM68 100V99H67ZM71 100V99H70ZM72 100H73V98H72ZM77 100H80V98L79 99H77ZM85 100V99H84ZM94 100V99H93ZM139 100V99H138ZM138 100H136L137 102H138ZM147 100H148V98H147ZM152 100V99H151ZM157 100V101H156ZM6 101V102H7ZM37 101H39V100H37ZM45 101H46V99H45ZM76 101V100H75ZM75 101H74V105H75ZM87 101V100H86ZM110 101V100H109ZM142 101V100H141ZM141 101L139 100V102L141 103ZM146 101V100H145ZM52 102V101H51ZM78 102V101H77ZM77 102H76V104H77ZM80 102V101H79ZM82 103L84 102V101H81ZM133 102V101H132ZM136 102V103H137ZM153 102V101H152ZM151 102V103H152ZM8 103V102H7ZM10 103V102H9ZM8 103V104H9ZM20 103V102H19ZM39 103V102H38ZM66 103H67V101H66ZM72 104H73V102H71ZM97 103V102H96ZM144 103V102H143ZM150 103V102H149ZM196 105H195V104ZM2 104H4V103H2ZM13 104V103H12ZM22 104H25V103H22ZM26 104H29V103H26ZM44 104H46V103H44ZM47 104H49V103H47ZM70 104V103H69ZM79 104V103H78ZM193 104L195 105V106H193ZM32 105V104H31ZM73 105V106H74ZM79 105H81V104H79ZM137 105V104H136ZM153 105V104H152ZM2 106V105H1ZM13 106V105H12ZM21 107H23V105H20ZM27 106V105H26ZM64 106H67L66 104L64 105ZM71 106V105H70ZM144 106H145V104H144ZM147 106V105H146ZM146 106L144 107V108H146ZM151 106V105H150ZM2 107H4V106H2ZM6 107V106H5ZM62 107H63V105H62ZM61 107V108H62ZM76 107V106H75ZM86 107V106H85ZM97 107V106H96ZM136 107V106H135ZM134 107V108H135ZM15 108V107H14ZM13 108V109H14ZM37 108V107H36ZM36 108H35V110H36ZM70 108H72V107H70ZM74 108V107H73ZM77 108V107H76ZM92 108V107H91ZM137 108V107H136ZM139 108V107H138ZM152 108V107H151ZM154 108V107H153ZM3 109V108H2ZM7 109H8V107H7ZM16 109H18V107L16 108ZM15 109V110H16ZM26 109V108H25ZM38 109V108H37ZM42 109H44V108H42ZM57 109V108H56ZM59 109V108H58ZM64 109V108H63ZM75 109V108H74ZM73 109V110H74ZM149 109V108H148ZM9 110V109H8ZM7 110V111H8ZM14 110V111H15ZM65 110V109H64ZM67 110V109H66ZM70 110V109H69ZM72 110V111H73ZM78 110H79V108H78ZM126 110V109H125ZM152 110V109H151ZM150 110V111H151ZM4 111H5V109H4ZM13 111V110H12ZM24 111V110H23ZM22 111V112H23ZM29 111V110H28ZM38 111H41L40 110V108L38 109ZM37 111V112H38ZM56 111V110H55ZM61 111V110H60ZM68 111V110H67ZM122 111H124V110H121V112ZM149 111V110H148ZM9 112V111H8ZM17 112V111H16ZM19 113H20V110L18 111ZM33 112H34V110H33ZM61 112H63V111H61ZM125 112V111H124ZM133 112V111H132ZM146 112L147 111H145L144 113L146 114ZM159 112V111H158ZM164 112V111H163ZM3 113V112H2ZM9 113H11V112H9ZM14 113V112H13ZM35 113V112H34ZM74 113V112H73ZM77 113V112H76ZM109 113V112H108ZM116 113H118V112H116ZM140 113V112H139ZM161 113V112H160ZM1 114V113H0ZM6 114V113H5ZM31 114V113H30ZM37 113H35L34 115H36ZM58 114H60V113H58ZM57 114V115H58ZM61 114H63V113H61ZM60 114V115H61ZM65 114H67V112L65 111V113H64V115ZM75 114V113H74ZM79 114H80V112H79ZM124 114H126V112L124 113ZM127 114H129V112L127 113ZM141 114H143L142 112H141ZM144 114V115H145ZM18 115V114H17ZM21 115H22V113H21ZM32 115V114H31ZM56 115V114H55ZM56 115V116H57ZM3 116V115H2ZM9 115H7V117H8ZM37 116V115H36ZM67 116H69V114L67 115ZM71 116H72V114H71ZM80 116V115H79ZM114 116V115H113ZM150 116H152V115H150ZM35 116H33V118H34ZM49 117V116H48ZM47 117V118H48ZM66 117V116H65ZM129 117V116H128ZM127 117V118H128ZM134 117V116H133ZM142 117V116H141ZM144 117V116H143ZM142 117V118H143ZM146 117V116H145ZM1 118V117H0ZM6 118V117H5ZM15 118H18V117H15ZM32 117H30L29 119H31ZM55 118V117H54ZM57 118H59L58 116H57ZM69 118V117H68ZM81 118V117H80ZM137 118V117H136ZM14 119V118H13ZM28 119V118H27ZM65 119L66 118H64L63 119V121H65ZM71 119V118H70ZM70 119H67V121L68 120H70ZM83 119V118H82ZM90 119V118H89ZM138 120L139 119H141V118H137ZM3 120V119H2ZM18 120H20V119H18ZM50 120H52L51 119V117H50ZM56 120V119H55ZM60 120H62V119H60ZM73 120V119H72ZM84 120H86V119H84ZM121 120V119H120ZM124 120H126V118L124 119ZM128 120V119H127ZM130 120V119H129ZM128 120V121H129ZM134 120V119H133ZM188 120V121H189ZM8 121V120H7ZM36 122V120H33V122ZM47 121H49V119L47 120ZM59 121V120H58ZM83 121V120H82ZM81 121V122H82ZM187 121V122H188ZM211 121V120H210ZM20 122V121H19ZM26 122H28V121H26ZM52 122H54V121H52ZM61 121H59V123H60ZM134 122H135V120H134ZM146 122H143V123H145V124H147ZM190 122V121H189ZM22 123H24V122H21V124ZM57 123V122H56ZM80 123V122H79ZM163 123V124H164ZM14 124V123H13ZM26 124V123H25ZM28 124H29V122H28ZM46 124V123H45ZM49 125H50V122L48 123ZM47 124V125H48ZM52 124H54V123H52ZM72 124H74V123H72ZM71 124V125H72ZM82 124V123H81ZM84 124V123H83ZM82 124V125H83ZM87 124V123H86ZM89 124V123H88ZM129 124V123H128ZM138 124V123H137ZM0 125H1V122H0ZM15 125V124H14ZM18 125V123L16 124V126ZM38 124H36V126H37ZM58 125V124H57ZM139 125H141V123L139 124ZM11 126V125H10ZM24 126V125H23ZM39 126V125H38ZM44 126V125H43ZM51 126V125H50ZM62 126L64 127V124L62 123ZM74 126V125H73ZM104 126V125H103ZM122 126V125H121ZM126 126V125H125ZM124 126V127H125ZM147 126V125H146ZM20 127H22V126H20ZM25 127H27V126H25ZM30 127V126H29ZM44 127H46V126H44ZM53 127V126H52ZM87 127V126H86ZM104 127H107V126H104ZM111 127V126H110ZM110 127H109V129H110ZM123 127V128H124ZM156 127V126H155ZM35 128V127H34ZM49 128V127H48ZM48 128H47V130L46 131H48ZM51 128V127H50ZM61 128V127H60ZM59 128V129H60ZM69 128V127H68ZM72 128V127H71ZM158 128H160V127H158ZM157 128V129H158ZM183 128H184V126H183ZM4 129H6V127L4 128ZM20 129V128H19ZM23 129L25 130V128L23 127ZM42 129V128H41ZM58 129V130H59ZM67 128H66V126H65V130H66ZM109 129H107L106 128V130H109ZM121 129V128H120ZM125 130H126V128H124ZM153 129H155V128H153ZM163 129V128H162ZM2 130V129H1ZM9 130V129H8ZM22 130V129H21ZM37 130V129H36ZM51 130V129H50ZM72 130H74V129H72ZM112 130V129H111ZM150 130V129H149ZM13 131H15L14 130V128H13ZM30 131V130H29ZM44 131V130H43ZM45 131V132H46ZM52 131V130H51ZM115 131V130H114ZM121 131V130H120ZM120 131H119V133H120ZM155 131V130H154ZM6 132V131H5ZM15 132H18L17 130L15 131ZM32 132V131H31ZM41 132V131H40ZM39 132V133H40ZM55 132V131H54ZM58 132H60V131H58ZM68 132V131H67ZM66 132V133H67ZM107 132V131H106ZM109 132V131H108ZM111 132H113V131H111ZM158 132H160V131H158ZM10 133V132H9ZM22 133V132H21ZM20 133V134H21ZM25 133H28L27 131L25 132ZM38 133V132H37ZM51 133V132H50ZM52 133H53V131H52ZM62 133H64V132H62ZM117 133V132H116ZM116 133H114V134H116ZM4 134V133H3ZM14 134V133H13ZM47 134V133H46ZM45 134V135H46ZM127 134V133H126ZM149 134V133H148ZM153 134H155V132H153ZM153 134H151V135H153ZM23 135V134H22ZM25 135V134H24ZM26 135H28V134H26ZM29 135H30V133H29ZM44 135V134H43ZM52 135V134H51ZM53 135H55V133H53ZM120 135H122V133L120 134ZM130 135V134H129ZM1 136V135H0ZM6 136V135H5ZM39 136V135H38ZM37 136V137H38ZM102 136H104V135H102ZM109 136H111V135H109ZM157 136V135H156ZM9 137V136H8ZM12 137V136H11ZM21 137V136H20ZM24 137V136H23ZM51 137V136H50ZM55 137V136H54ZM53 137V138H54ZM62 137V136H61ZM115 137H117V135L116 136H114V138L113 139H116ZM122 137V136H121ZM5 138H7V137H5ZM19 138V137H18ZM27 138H28V136H27ZM44 138V137H43ZM53 138H52V140H53ZM102 138V137H101ZM112 138V137H111ZM4 139V138H3ZM21 139V138H20ZM30 139H32V138H30ZM63 139V138H62ZM62 139L60 140V141H62ZM104 139V138H103ZM128 139V138H127ZM22 140V139H21ZM27 140H29V139H27ZM58 140V139H57ZM118 140H119V138H118ZM143 140H145V139H143ZM7 141V140H6ZM11 141H12V139H11ZM18 141V140H17ZM16 141V142H17ZM29 141H31V140H29ZM109 141V140H108ZM113 141V140H112ZM117 141V140H116ZM25 142V141H24ZM23 142V143H24ZM26 142H28V141H26ZM32 142V141H31ZM57 142V141H56ZM111 142V141H110ZM121 142V141H120ZM123 142H125V141H123ZM145 142V141H144ZM144 142H141L142 144L144 143ZM187 142H188V140H187ZM215 142V141H214ZM0 143H2V142H0ZM17 143H19V141L17 142ZM20 143H22V142H20ZM39 143V142H38ZM42 143V142H41ZM40 143V144H41ZM50 143V142H49ZM109 143V142H108ZM113 143V142H112ZM112 143H111V145H112ZM118 143V142H117ZM15 144V143H14ZM34 144V143H33ZM51 144V143H50ZM55 145H56V143H54ZM59 144H60V142H59ZM185 145H186V143H184ZM21 145V144H20ZM24 145V144H23ZM29 145V144H28ZM27 145V146H28ZM36 145V144H35ZM35 145H34V147H35ZM55 145H53V146H55ZM141 145V144H140ZM14 146H16V145H14ZM24 146H26V145H24ZM61 146V145H60ZM63 146V145H62ZM113 146H114V144H113ZM144 146V145H143ZM200 146V145H199ZM6 147V146H5ZM29 147V146H28ZM33 147V146H32ZM33 147V148H34ZM39 147V146H38ZM201 147H203L202 145H201ZM2 148V147H1ZM7 148V147H6ZM22 148V147H21ZM26 149H27V147H25ZM30 148V147H29ZM28 148V149H29ZM43 148V147H42ZM44 148H46V147H44ZM48 148V147H47ZM50 148V147H49ZM64 148H65V146H64ZM133 148V147H132ZM196 148V147H195ZM25 149V150H26ZM37 150V149H41V147H39V148H34V150ZM78 149V148H77ZM140 149V148H139ZM144 149V148H143ZM3 150V149H2ZM9 150V149H8ZM13 150H15V149H13ZM12 150V151H13ZM16 150H18V149H16ZM20 150V149H19ZM75 150V149H74ZM133 150V149H132ZM145 150H148V149H145ZM145 150H144V152H145ZM5 151V150H4ZM4 151H2L3 153H4ZM7 151V150H6ZM31 151V150H30ZM46 151V150H45ZM48 151V150H47ZM130 151V150H129ZM149 151V150H148ZM22 152H23V150H22ZM25 152V151H24ZM37 152V151H36ZM40 152V151H39ZM77 152V151H76ZM76 152H75V154H76ZM81 152H82V149H81ZM131 152V151H130ZM9 153V152H8ZM14 153H16V151H14ZM46 153V152H45ZM49 153V152H48ZM77 153H79V152H77ZM146 153V152H145ZM2 154V153H1ZM13 154V153H12ZM28 154V153H27ZM31 154H33V153H31ZM31 154H29V155H31ZM36 154V153H35ZM35 154H34V156H35ZM37 154H39V153H37ZM47 154V153H46ZM128 154V153H127ZM43 155V154H42ZM109 155V154H108ZM121 155H122V153H121ZM126 155V154H125ZM26 156H28V155H26ZM40 156H41V153H40ZM44 156V155H43ZM47 156V155H46ZM2 157V156H1ZM8 157V156H7ZM16 157V156H15ZM23 157V156H22ZM25 157V156H24ZM33 157V156H32ZM38 157V160H39V156H37ZM110 157H111V153H110ZM121 157H123V156H121ZM128 157V156H127ZM131 157V156H130ZM133 157H134V155H133ZM14 158V157H13ZM17 158H18V156H17ZM16 158V159H17ZM44 158V157H43ZM50 158H51V156H50ZM113 158V157H112ZM119 158V157H118ZM124 158V157H123ZM7 159V158H6ZM15 159V160H16ZM27 159V158H26ZM33 159V158H32ZM40 159H42V158H40ZM49 159V158H48ZM64 159V158H63ZM105 159H106V157H105ZM120 160H123V159H121V158H119ZM135 159V158H134ZM3 161L2 162H4V159H2ZM12 160H14V159H12ZM19 160V159H18ZM21 160V159H20ZM54 160V159H53ZM103 161H104V159H102ZM112 160V159H111ZM114 160L116 161V158H114ZM23 161H24V159H23ZM22 161V162H23ZM27 161V160H26ZM41 161V160H40ZM45 161V160H44ZM50 161V160H49ZM108 161H109V159H108ZM130 161V160H129ZM135 161V160H134ZM133 161V162H134ZM1 162V164H3ZM6 162V161H5ZM17 162V161H16ZM29 162V161H28ZM46 162H48L47 161V159H46ZM56 162V161H55ZM112 162V161H111ZM24 163H25V161H24ZM27 163V162H26ZM54 163V162H53ZM116 163V162H115ZM129 163V162H128ZM127 162L126 163H123L122 162V165H121V167L123 166V167H125V170H126V167L127 166H129L130 167V164H128ZM132 163V162H131ZM178 163V162H177ZM172 164V162H171V164L170 163H168L169 164V166L171 167V169L172 170H176V171H178V166H181L182 164ZM12 164V163H11ZM28 164V163H27ZM52 164V163H51ZM106 164V163H105ZM42 165H43V163H42ZM45 165V164H44ZM53 165V164H52ZM58 165V164H57ZM117 165V164H116ZM137 165V164H136ZM144 165V168L143 167H141L140 165H138L137 167H136V169H137V173H135V175L137 174V175H141V176H143L144 177V179H145V177L146 176H149L148 178H147V183H145V186L144 187H139V186H141V185H139L138 187L140 188L139 190L138 189H136L137 191H139V194H140V198H139V200H138V198L136 197V199L138 200L137 202L141 205V206H145V200H144V198L145 197H147V196H149V190H151L152 189V185L155 187L157 184V182H158V176H160L159 175V172H158V170L157 169H155V166L154 165H146V163L145 164H143ZM146 165V166H145ZM186 165V164H185ZM188 165V164H187ZM2 166V165H1ZM45 166H47V165H45ZM56 166V165H55ZM182 166H184V165H182ZM8 167V166H7ZM11 167H12V165H11ZM23 167V166H22ZM27 167V166H26ZM104 167V166H103ZM110 167H112V169H114V167L113 166H110ZM185 167V166H184ZM2 168V167H1ZM5 168V167H4ZM15 168V167H14ZM21 168V167H20ZM24 168H25V166H24ZM24 168H23V170H24ZM28 168V167H27ZM51 168V167H50ZM106 168V167H105ZM190 168V167H189ZM7 169V168H6ZM11 169V168H10ZM16 169V168H15ZM14 169V170H15ZM29 169V168H28ZM107 169H109V168H107ZM155 169V170H154ZM8 170V169H7ZM6 170V171H7ZM22 170V169H21ZM133 170V169H132ZM3 171V170H2ZM11 171V170H10ZM24 171H27V170H24ZM23 171V172H24ZM102 171V170H101ZM104 172H106L105 170H103ZM110 171V170H109ZM108 171V172H109ZM116 171V170H115ZM120 171H122V170H120ZM126 171H128V170H126ZM155 171H157L158 173H156ZM17 172H19V171H17ZM22 172V171H21ZM51 172V171H50ZM91 172V171H90ZM112 172V171H111ZM132 172H134V171H132ZM179 172V171H178ZM6 173V172H5ZM29 173V172H28ZM103 173V172H102ZM121 172H119V174H120ZM127 173V172H126ZM185 173H186V170H185ZM8 174V173H7ZM13 174V173H12ZM11 174V175H12ZM21 174V173H20ZM20 174H15V175H20ZM117 174H118V172H117ZM187 174V173H186ZM9 175V174H8ZM70 175V174H69ZM106 175H108V174H106ZM114 175V174H113ZM146 175V176H145ZM13 176V175H12ZM95 176V175H94ZM101 176V175H100ZM118 176V175H117ZM11 176H9V178H10ZM20 177H21V175H20ZM74 177V176H73ZM76 177H77V175H76ZM90 177V176H89ZM139 177V176H138ZM137 177V178H138ZM9 178H8V180H9ZM17 178V177H16ZM103 178V177H102ZM109 178V177H108ZM21 179H22V177H21ZM96 179V178H95ZM117 179V178H116ZM10 180H11V178H10ZM73 180V179H72ZM75 180H76V178H75ZM88 180V179H87ZM115 180V179H114ZM113 180V181H114ZM136 180V179H135ZM3 181V180H2ZM40 181V180H39ZM54 182H55V180H53ZM74 181V180H73ZM150 181H153L152 183H151V186H149L150 185ZM155 181V182H154ZM20 182V179L18 180V183ZM78 182V181H77ZM76 182V183H77ZM92 182V181H91ZM108 182V181H107ZM111 182V180L109 181V183ZM118 182L119 181H117V183L116 184H118ZM143 182H145V181H143ZM166 182V184H164V183H162V187H161V190H162V188L163 187H166V195L165 196H163V198L161 199V200H159V203L157 204V206H158V208H161L160 206H162V205H165L166 207L167 206H169L170 207V205H171V197L173 196V194H175L174 192H173V190H171L172 189V185L170 184V182L167 180V181H165ZM3 183V182H2ZM14 183V182H13ZM69 183V182H68ZM79 183V182H78ZM78 183H77V185H78ZM97 183V182H96ZM108 183V184H109ZM122 183V182H121ZM16 184V183H15ZM134 184H135V182H134ZM144 184V183H143ZM156 184V185H155ZM6 185V184H5ZM4 185V186H5ZM112 185H114L113 183H112ZM136 185V184H135ZM174 185V184H173ZM176 185V184H175ZM3 186V185H2ZM1 186V187H2ZM14 186V185H13ZM12 186V187H13ZM177 186V185H176ZM175 186V187H176ZM6 187V186H5ZM53 187V186H52ZM64 187V186H63ZM91 187V186H90ZM110 187V186H109ZM112 187V186H111ZM110 187V188H111ZM137 187V188H138ZM186 187V186H185ZM14 188V187H13ZM114 188H115V185H114ZM117 188V187H116ZM123 188H124V186H123ZM128 188V187H127ZM2 189V188H1ZM10 189V188H9ZM7 190V189H6ZM12 190V189H11ZM16 190V189H15ZM14 190V191H15ZM102 190V189H101ZM111 190H113V188L111 189ZM124 190V189H123ZM134 190H135V188H134ZM135 190V192H137ZM160 190V191H161ZM13 191V190H12ZM18 191V190H17ZM20 191V190H19ZM128 191V190H127ZM133 191V190H132ZM182 191V190H181ZM24 192V191H23ZM91 192V191H90ZM125 192V191H124ZM129 192H131V191H128V193ZM3 193H6V192H4L3 191ZM7 194H8V192H7ZM22 194V193H21ZM135 194V193H134ZM83 195V194H82ZM89 195V194H88ZM127 195V194H126ZM130 195V194H129ZM128 195V196H129ZM133 195V194H132ZM131 195V198L130 199H132V196ZM151 195V194H150ZM0 196H2L1 195V193H0ZM123 196V195H122ZM3 197L4 198H6L5 196H4V194H3ZM15 197H16V195H15ZM34 197H35V195H34ZM87 197V196H86ZM13 198H14V196H13ZM20 198H22V196H20ZM123 198H124V196H123ZM128 198V197H127ZM127 198H126V200H127ZM2 199V198H1ZM7 199V198H6ZM12 199V198H11ZM32 199V198H31ZM101 199V198H100ZM134 199V198H133ZM8 200V199H7ZM10 200V199H9ZM82 200V199H81ZM124 200V199H123ZM129 200V199H128ZM127 200V201H128ZM136 201V200H135ZM12 201H10V203H11ZM18 202V200L16 201V203ZM19 202H20V200H19ZM121 202H123V201H121ZM134 202V201H133ZM170 202V205L169 204H167L166 205V203H169ZM4 203V202H3ZM7 203V202H6ZM14 204H15V201L13 202ZM105 203V202H104ZM128 203V202H127ZM0 204H2L1 203V201H0ZM5 204V203H4ZM14 204H8V205H13V207H14ZM123 204H125V203H123ZM139 204H137V207H139ZM127 205V204H126ZM126 205H125V207H126ZM70 206V205H69ZM80 206V205H79ZM119 206V205H118ZM122 207H124V206H122ZM11 208V207H10ZM92 208V207H91ZM143 208V207H142ZM168 208V207H167ZM5 209H6V207H5ZM52 209V208H51ZM117 209V208H116ZM144 209V208H143ZM162 209V208H161ZM53 210H55V208L53 209ZM52 210V211H53ZM69 210V209H68ZM76 210H79V208L78 209H76ZM92 210H93V208H92ZM114 212L113 213H109V214H114L115 213V208L114 209H112ZM125 210H126V208H125ZM10 211V210H9ZM94 211V210H93ZM118 211V210H117ZM85 212V211H84ZM101 212V211H100ZM162 212V214H163V211H161ZM55 213V212H54ZM107 213V212H106ZM128 213V212H127ZM126 213V214H127ZM130 214H132V213H130ZM139 214V213H138ZM179 214V213H178ZM27 215V214H26ZM92 215V214H91ZM98 215V214H97ZM136 216H137V212H136V214H135ZM154 215V214H153ZM153 215H151V216H153ZM160 214H158L157 216H159ZM166 216H167V214H165ZM174 215V214H173ZM1 216V215H0ZM75 216V215H74ZM147 216H149V215H147ZM147 216L146 215H139V217L137 218V217H135V218H133V221H132V225H131V227H134L133 228V230H135L136 228L135 227H139L141 224H143V221L142 220H145L146 218H147ZM164 216V215H163ZM169 216V215H168ZM168 216H167V218H168ZM71 217L72 216H70L69 218L71 219ZM132 217V216H131ZM150 217V216H149ZM154 217V216H153ZM155 217H156V215H155ZM170 217V216H169ZM13 218V217H12ZM84 218V217H83ZM151 218V217H150ZM1 219V218H0ZM14 219H16V218H14ZM74 219V218H73ZM76 219V218H75ZM128 219V218H127ZM129 219H130V217H129ZM128 219V222H131L130 220ZM165 219H166V217H165ZM156 220H158L157 218H156ZM14 221V220H13ZM69 221V220H68ZM7 222V221H6ZM86 222V221H85ZM94 222V221H93ZM122 222V221H121ZM121 222H120V224H119V226L120 227H122V225H121ZM125 222V224H126V221H124ZM137 222H139V223H141V224H138L137 225ZM107 223V222H106ZM109 223V222H108ZM78 224V223H77ZM117 224H118V222H117ZM123 224V223H122ZM128 224V223H127ZM35 225V224H34ZM84 225V224H83ZM124 225V224H123ZM144 225V224H143ZM82 226V225H81ZM94 226H95V224H94ZM99 226V225H98ZM83 227V226H82ZM118 227V226H117ZM125 227V226H124ZM130 227V226H129ZM141 227V226H140ZM37 228V227H36ZM85 228V227H84ZM100 228V227H99ZM142 228V227H141ZM33 229V228H32ZM83 229V228H82ZM105 229V228H104ZM139 230H140V228H138ZM35 230V229H34ZM66 231V230H65ZM2 232V231H1ZM35 232V231H34ZM21 233V232H20ZM31 233V232H30ZM33 233V232H32ZM45 233V232H44ZM92 233V232H91ZM7 234V233H6ZM22 235L24 234V233H21ZM40 234H42V233H40ZM85 234V233H84ZM19 235V234H18ZM32 235V234H31ZM35 235V234H34ZM34 235H33V237H34ZM14 235H12V237H13ZM144 236H146L145 234H144ZM4 237V236H3ZM9 237V236H8ZM41 237H42V235H41ZM94 237H96V236H94ZM93 237V238H94ZM6 238V237H5ZM20 238V237H19ZM35 238H37V237H35ZM89 238V237H88ZM100 238V237H99ZM104 239V238H103ZM136 239V240H135ZM135 239L133 238V241H140V246H142V247H140L139 249H137L136 251H138L139 252V254H141L142 252H143V250H144V248H145V246H143L144 244H145V242L144 241H141V240H139L140 238H139V235H135ZM144 239H145V237H144ZM32 240H33V238H32ZM43 240V239H42ZM143 240V239H142ZM10 241V240H9ZM41 241V240H40ZM160 241V240H159ZM11 242V241H10ZM17 242H19V241H17ZM16 242V243H17ZM35 242V241H34ZM163 242V241H162ZM42 243V242H41ZM36 244V243H35ZM138 244H139V242H138ZM2 245V244H1ZM5 245H6V243H5ZM34 245V244H33ZM7 246V245H6ZM133 246V245H132ZM28 247L30 248V246L28 245ZM33 247V246H32ZM1 248H3V246L1 247ZM24 248H26V247H24ZM24 248H23V250H24ZM28 249V248H27ZM1 250V249H0ZM26 252H27V250H26ZM21 255V254H20ZM19 255V256H20ZM23 256V255H22ZM10 257H13V256H10ZM16 259V258H15ZM25 259H27V258H25ZM24 259V260H25ZM7 260V259H6ZM17 260V259H16ZM21 260V259H20ZM18 261H19V258H18ZM5 262V260L3 261V263ZM14 262V261H13ZM2 262H0V264H1ZM19 263V262H18ZM18 263H16V264H18ZM9 264V263H8Z\"/></svg>",
	"mask_w": 264,
	"mask_h": 264
}]
</instances>
